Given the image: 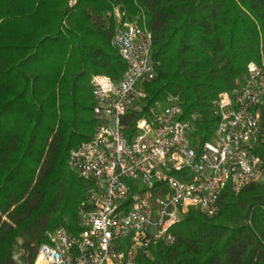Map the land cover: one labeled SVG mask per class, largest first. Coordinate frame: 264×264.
I'll return each mask as SVG.
<instances>
[{
	"label": "trees",
	"instance_id": "1",
	"mask_svg": "<svg viewBox=\"0 0 264 264\" xmlns=\"http://www.w3.org/2000/svg\"><path fill=\"white\" fill-rule=\"evenodd\" d=\"M0 0V264L15 248L32 264L52 229L78 231L87 183L69 153L91 137V75L113 80L125 64L110 40L121 20L144 15L156 77L146 106L178 94L192 136L209 140L210 110L250 61L264 63V0ZM264 126V105L260 108ZM264 163V150L258 149ZM219 211L188 213L135 264H264V179L221 192Z\"/></svg>",
	"mask_w": 264,
	"mask_h": 264
},
{
	"label": "built area",
	"instance_id": "2",
	"mask_svg": "<svg viewBox=\"0 0 264 264\" xmlns=\"http://www.w3.org/2000/svg\"><path fill=\"white\" fill-rule=\"evenodd\" d=\"M114 15L110 44L125 69L118 80L91 75L97 124L69 153L71 169L87 183L79 229L49 231L32 264H135L156 243L172 244L170 230L189 210L216 215L226 186L238 193L264 179L257 151L264 150V63L250 61L241 81L218 94L210 110L216 128L201 143L192 136L197 116H183L178 94L146 106L158 62L144 15L121 20L117 8ZM24 254L15 248V264H29Z\"/></svg>",
	"mask_w": 264,
	"mask_h": 264
}]
</instances>
